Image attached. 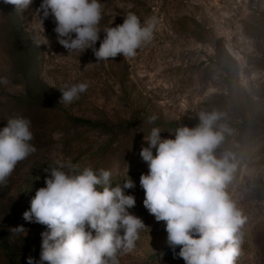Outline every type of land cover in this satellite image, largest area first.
<instances>
[{
    "label": "rangeland",
    "instance_id": "1",
    "mask_svg": "<svg viewBox=\"0 0 264 264\" xmlns=\"http://www.w3.org/2000/svg\"><path fill=\"white\" fill-rule=\"evenodd\" d=\"M41 2L22 12L0 0V128L9 119L30 120L36 149L0 184V264L39 260L48 229L23 213L45 186V169L68 164L110 171L112 187L133 181L124 190L135 198L128 211L145 228L118 264H184L167 243L165 222L143 206L139 178L148 166L140 151L153 127L174 139L177 127H194L200 113L213 111L224 114L217 124L232 130L215 154H231L225 192L245 220L235 264H264V0H99L101 31L129 12L141 24L155 20L152 40L134 58L99 61L92 49L68 53L51 15L40 27L34 13ZM78 83L88 84L79 99L59 103V90ZM153 114L158 119L148 124ZM21 225L27 235L10 231Z\"/></svg>",
    "mask_w": 264,
    "mask_h": 264
},
{
    "label": "clouds",
    "instance_id": "2",
    "mask_svg": "<svg viewBox=\"0 0 264 264\" xmlns=\"http://www.w3.org/2000/svg\"><path fill=\"white\" fill-rule=\"evenodd\" d=\"M3 2L23 12L33 0ZM102 12L99 0H42L34 17L43 29L44 19L51 15L57 42L68 53L92 49L97 61L118 55L134 58L137 49L152 40L154 19L141 24L129 12L122 24L101 31ZM43 39L49 45L44 35ZM87 88L86 83L65 86L59 90V103L71 104ZM223 116L202 112L196 126L177 127L170 134L174 139L162 138L160 129L153 127L144 137L148 147H141L140 156L148 166L147 174L139 178L143 206L157 222H165L167 243L174 258L178 256L184 264H235L240 252L239 229L245 220L225 192L233 169L231 154L220 158L215 154L225 134L232 132L226 124H217ZM157 119L150 115L147 123ZM32 139L26 118L9 119L0 128V184L7 183L18 162L35 152ZM66 166L73 170L62 171ZM45 171V186L36 190L22 218L48 230L41 233L39 260L29 256L26 264H118V254L131 251L139 230L145 228L142 219L128 211L135 198L124 190L134 188L133 181L128 178L122 186L112 187L110 171L101 169L97 174L90 167L76 171L71 164ZM10 231L27 235L22 225Z\"/></svg>",
    "mask_w": 264,
    "mask_h": 264
}]
</instances>
